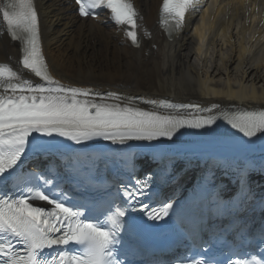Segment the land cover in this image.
<instances>
[{
	"label": "snow or ice",
	"instance_id": "6c2138e0",
	"mask_svg": "<svg viewBox=\"0 0 264 264\" xmlns=\"http://www.w3.org/2000/svg\"><path fill=\"white\" fill-rule=\"evenodd\" d=\"M76 3L82 17L95 18L97 8L110 10L112 21L118 27L124 26L131 44L140 47L135 31L138 13L132 0H76ZM197 3L198 0H162L160 23L169 38L182 31L186 12L198 10ZM0 18L7 35L19 42L20 66L39 81L33 83L22 78L7 63H0V189L14 186L21 192L16 198L7 197V193L0 196V264H122L115 251L121 243V230L136 227L131 218L125 219L129 210L143 213L147 221L158 225L170 217L174 208L170 200L157 207L140 203L141 197L149 196L155 179L163 177L167 169L159 177L145 173L131 187L124 184L126 208L110 199L103 185L82 181L75 188L64 189L59 173L50 168L25 173L22 159L29 151L44 156L63 155L62 149L68 146L57 138L75 145L102 139L121 146L125 154L123 162L128 167L126 175L131 179L136 172V155L129 151L133 147L130 142H142L137 147L154 148L153 141H172L184 128H210L217 121H224L242 133L248 143L264 134V111L221 112L190 119L180 115L179 110L191 105L66 86L54 78L43 54L41 21L34 0H2ZM141 104L150 105L153 110H145ZM156 158L153 154V159ZM49 185V190H43ZM69 192L81 196L71 207L64 199ZM33 200L52 207L36 206ZM100 217L104 219L101 221ZM258 235L264 242V226ZM71 245L76 249L72 250ZM52 249L56 250L55 255H43L45 250ZM192 264L205 262L192 261ZM227 264H264V257L228 258Z\"/></svg>",
	"mask_w": 264,
	"mask_h": 264
},
{
	"label": "bare ground",
	"instance_id": "6f19581e",
	"mask_svg": "<svg viewBox=\"0 0 264 264\" xmlns=\"http://www.w3.org/2000/svg\"><path fill=\"white\" fill-rule=\"evenodd\" d=\"M70 1L34 0L43 54L62 84L195 105L179 112L190 119L238 109L264 111V0H210L200 17L190 14L172 38L158 25L162 0H132L139 48L122 28L79 19ZM20 58L19 43L0 21V63L38 83L20 66ZM205 130L180 132L199 135ZM258 147L259 140L253 149L235 152L234 160L252 156Z\"/></svg>",
	"mask_w": 264,
	"mask_h": 264
},
{
	"label": "rangeland",
	"instance_id": "374dc122",
	"mask_svg": "<svg viewBox=\"0 0 264 264\" xmlns=\"http://www.w3.org/2000/svg\"><path fill=\"white\" fill-rule=\"evenodd\" d=\"M103 55V54H102Z\"/></svg>",
	"mask_w": 264,
	"mask_h": 264
}]
</instances>
